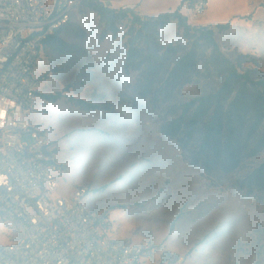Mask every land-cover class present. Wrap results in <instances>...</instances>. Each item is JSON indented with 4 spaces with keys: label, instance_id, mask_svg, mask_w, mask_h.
<instances>
[{
    "label": "rangeland",
    "instance_id": "obj_1",
    "mask_svg": "<svg viewBox=\"0 0 264 264\" xmlns=\"http://www.w3.org/2000/svg\"><path fill=\"white\" fill-rule=\"evenodd\" d=\"M100 1L117 9L125 4ZM127 1L139 5L142 13L133 10L142 17L187 12L182 0ZM131 19L129 14L120 21L113 35L96 11L80 3L61 32L63 49L46 44L35 66L42 93L69 88L57 102L41 98L29 115L69 167L57 193L69 196L77 186H89L85 203L110 215L113 235L157 245L156 264H264V179L258 177L264 166V85L255 84L264 80V0H209L207 14L189 22L212 28L224 61L210 42L194 44L171 17L151 30V49L147 37L138 36L143 51L127 67ZM170 43L177 49L167 51ZM190 51L188 67L173 73ZM147 56L154 59L150 85ZM227 61L252 79L239 96L246 108L235 116L231 145L224 123L219 151H203L215 100L193 126L199 101L189 104L219 92ZM239 89L237 82L223 94L224 113ZM259 91L262 103L254 96ZM80 99L99 108L74 101ZM23 140L32 138L25 134Z\"/></svg>",
    "mask_w": 264,
    "mask_h": 264
},
{
    "label": "built area",
    "instance_id": "obj_2",
    "mask_svg": "<svg viewBox=\"0 0 264 264\" xmlns=\"http://www.w3.org/2000/svg\"><path fill=\"white\" fill-rule=\"evenodd\" d=\"M81 1L0 0V264H156L157 245L113 235L110 215L85 203L89 186L57 193L69 167L53 138L29 121L41 99L35 66L44 41ZM208 5L185 0L188 22Z\"/></svg>",
    "mask_w": 264,
    "mask_h": 264
},
{
    "label": "trees",
    "instance_id": "obj_3",
    "mask_svg": "<svg viewBox=\"0 0 264 264\" xmlns=\"http://www.w3.org/2000/svg\"><path fill=\"white\" fill-rule=\"evenodd\" d=\"M185 0H182V3ZM81 5L87 9H91L96 11L101 19L110 27L111 31L113 32V35H116L119 31L118 28V23L122 21L124 18L128 17L129 14H131L132 19H131V26H130V34H131V44L127 53V67L132 66L136 60L140 57L137 56L140 52H142V48L138 44H136L138 36L140 34H144L147 37L148 40V46L150 47V33L151 30L154 29V31H157L158 26H164L167 22V20L171 17L176 18L178 20V24L180 27L184 29L185 36L190 37L194 44L199 43L200 40H205L207 42H210L212 46L214 47V50L216 53L220 56V60L224 61V57L219 51L218 45L215 42L214 39V32L211 27L209 26H200V27H195L192 26L188 22V18L185 15H182L180 13V10L175 11L174 13H168V12H163L160 13L157 16H150V17H142L140 14L135 12L132 8H127V9H122V8H114V7H108L105 6L103 1L100 0H82ZM70 22V21H69ZM67 22L66 24H63L59 28L55 30L53 34L48 36L43 44V48L46 44H51L56 47H59L60 50L63 48L64 41L61 38V32L65 30L67 25L69 24ZM135 25H138L139 27L136 28ZM222 27H226L228 24H221ZM151 49V47L149 48ZM167 51L171 50H176L177 48L173 44H168L167 45ZM149 55H151V52H148ZM217 55V56H218ZM223 58H222V57ZM192 52L190 51L186 56H183L177 66L174 68L173 73H176L179 71V69H186L188 67L189 63L191 62L192 59ZM147 61L148 65L146 67V75L148 76L146 78L147 85L151 84V73H152V68L154 66V59L153 56H147ZM227 74L225 76V81L219 90L217 94L214 95H205L201 96L199 98H196L193 100L189 105H192L196 101H199V105L195 111V117L190 120V125L193 126L197 122V116L201 114L209 101L212 99L215 100V110L213 117L211 121L209 122L208 126L206 127V134L204 137V140L201 144V149L204 151L205 149L208 151L209 148H215L217 151H219V146L216 143L217 137L219 134H221V129L225 123V129L227 130V133L229 134V145H231V141L233 139V134L235 132V123L234 121L235 116L239 114L242 110H244L245 104L239 97L240 95H243V93L249 91V82H252V79L249 74L247 73H239L236 68L232 64H230L227 61ZM43 79V78H40ZM240 83V89H239V94L238 98L235 99L232 103L231 106L227 109V112L224 113V108H223V94L230 92L231 88L237 83ZM255 84H262L264 85V80H260L258 82H255ZM69 88L66 86L62 90H58L55 92L51 93H41V98L45 99L46 101L49 102H57L61 98L65 96L64 91L68 90ZM257 97L259 100L258 103H262L261 99L263 98V93L262 92H257V94L254 95ZM73 100L72 98H70ZM76 101L79 105L86 107L88 109H98L99 105L90 103L86 100L80 99V100H74ZM261 106L258 107L257 111H261ZM224 118V119H223ZM212 141V143H211ZM232 158H230L229 161H231ZM259 172V178L264 179V166ZM180 214H178L173 221V224L175 221L179 218Z\"/></svg>",
    "mask_w": 264,
    "mask_h": 264
},
{
    "label": "crops",
    "instance_id": "obj_4",
    "mask_svg": "<svg viewBox=\"0 0 264 264\" xmlns=\"http://www.w3.org/2000/svg\"><path fill=\"white\" fill-rule=\"evenodd\" d=\"M121 3H122V4L125 3V4H128V5H130V6H134L136 9H138V10L140 11V7H139V5L136 4L135 2H128L127 0H122ZM184 9H185V7H184ZM137 13H138V12H137ZM140 13H142V12L140 11Z\"/></svg>",
    "mask_w": 264,
    "mask_h": 264
}]
</instances>
